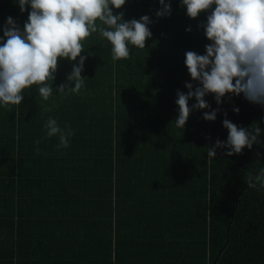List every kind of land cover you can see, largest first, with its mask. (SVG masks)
I'll return each instance as SVG.
<instances>
[{
	"label": "trees",
	"instance_id": "trees-1",
	"mask_svg": "<svg viewBox=\"0 0 264 264\" xmlns=\"http://www.w3.org/2000/svg\"><path fill=\"white\" fill-rule=\"evenodd\" d=\"M16 2L0 0V36L7 17L21 28L27 20ZM159 8L126 0L114 10L154 21L145 49L130 45L126 60L113 62L98 33L82 42L93 55L82 52L79 94L55 91L77 63L60 59L47 101L33 85L20 105H0V264H264V188L245 179L264 168V131L239 155L217 149L213 159L206 147L227 140L224 111L237 126L264 130V106L226 96L205 121L218 107L210 94L211 108L177 128V91L192 82L185 52L205 53L206 14L191 19L171 0V16L157 19ZM49 116L71 126L68 148L45 137Z\"/></svg>",
	"mask_w": 264,
	"mask_h": 264
},
{
	"label": "clouds",
	"instance_id": "clouds-1",
	"mask_svg": "<svg viewBox=\"0 0 264 264\" xmlns=\"http://www.w3.org/2000/svg\"><path fill=\"white\" fill-rule=\"evenodd\" d=\"M160 8L157 19L171 16V0H158ZM20 12H28L21 28L11 16L6 18L0 36V105H20L22 92L33 85L38 86L39 96L47 101L53 94L58 60L77 62L73 65L67 82L55 91L63 96L79 94L87 77L82 76L87 56L83 41L93 33L111 44L113 62L130 57V45L145 49L146 40L152 37L149 25L154 23L149 15L139 19H124L121 9L126 0H17ZM191 19L202 13L206 21L203 29L209 41L205 53L185 52V66L192 82H186L187 93L177 91L175 103L178 115L175 126L184 129L190 113L210 109L205 99L213 95L218 107L204 111L205 121H215L223 98L240 96L251 103L264 106V0H180ZM30 8V11L28 9ZM186 31L191 32V28ZM79 58V59H78ZM194 82V83H193ZM74 85V86H70ZM196 103L189 106V100ZM58 105L44 107L51 112ZM233 111L239 113V108ZM223 127L227 129L226 141L216 139L207 147L209 158H215L217 149H226L225 156L242 154L244 148L251 150L260 143L258 124L249 127L237 126L227 118L224 111ZM45 137L58 138V149L69 147L74 132L69 124L61 127L57 119L49 116L44 122ZM211 140V137H208ZM40 141H35L39 144ZM39 153V148L36 149ZM260 153H257L259 163ZM246 182L250 188H264V168L256 174L249 171Z\"/></svg>",
	"mask_w": 264,
	"mask_h": 264
}]
</instances>
